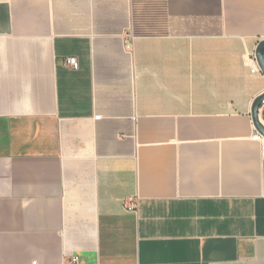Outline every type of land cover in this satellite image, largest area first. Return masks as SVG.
Listing matches in <instances>:
<instances>
[{
  "label": "crops",
  "instance_id": "crops-1",
  "mask_svg": "<svg viewBox=\"0 0 264 264\" xmlns=\"http://www.w3.org/2000/svg\"><path fill=\"white\" fill-rule=\"evenodd\" d=\"M262 40L264 0H0V264H264Z\"/></svg>",
  "mask_w": 264,
  "mask_h": 264
},
{
  "label": "built area",
  "instance_id": "built-area-1",
  "mask_svg": "<svg viewBox=\"0 0 264 264\" xmlns=\"http://www.w3.org/2000/svg\"><path fill=\"white\" fill-rule=\"evenodd\" d=\"M256 59L257 58H256V54H255L254 57L249 58L246 62L252 68V71L254 73L262 72L260 67H258L255 64H252V61H255ZM65 63L68 66H70L71 68H73V69H79V67H80L79 60H78V58L76 56H68V57H66L65 58ZM262 110H264V100L262 102V105L260 107V112H259V118H260L261 122L264 124V120L260 116ZM97 118H100V116H97ZM253 139L261 142L263 156H264V134L256 127V125H255V132L253 134ZM74 260H76V258Z\"/></svg>",
  "mask_w": 264,
  "mask_h": 264
},
{
  "label": "water",
  "instance_id": "water-1",
  "mask_svg": "<svg viewBox=\"0 0 264 264\" xmlns=\"http://www.w3.org/2000/svg\"><path fill=\"white\" fill-rule=\"evenodd\" d=\"M256 58L258 60L259 66L264 73V40H262L257 49H256ZM264 100V93L261 94L255 101L252 114H253V120L256 125V127L264 134V124L261 122L259 118V112L260 107L262 105V102Z\"/></svg>",
  "mask_w": 264,
  "mask_h": 264
}]
</instances>
